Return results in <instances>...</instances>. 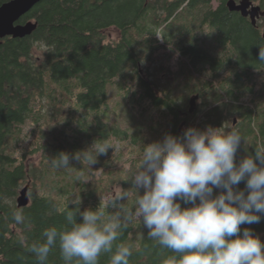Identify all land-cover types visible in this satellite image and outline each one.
Returning a JSON list of instances; mask_svg holds the SVG:
<instances>
[{
	"label": "trees",
	"instance_id": "trees-1",
	"mask_svg": "<svg viewBox=\"0 0 264 264\" xmlns=\"http://www.w3.org/2000/svg\"><path fill=\"white\" fill-rule=\"evenodd\" d=\"M9 1L0 0V7ZM253 2L264 12V0ZM206 4V0H178L173 7H160L156 0H44L19 22L37 23L32 36L1 42L0 264H39L29 245L41 240L48 227H70L66 213L77 208L102 212L105 223L119 215L122 227L113 252L118 245L129 247V264H170V257H178L148 237L141 221L124 219L134 208L135 197L118 201L115 207H108L106 201L114 197L110 193L116 184L136 191L131 176L145 145L150 144L141 129L132 132L124 125L125 117L118 112L125 111L127 117L139 112L149 118L155 134L165 131L180 136L181 124L192 120L190 97L199 95L204 102L200 112L208 109L207 125L220 127L240 116L238 131L244 139L237 162L264 147V87L255 104L245 96L248 89L242 75L227 88L220 81L219 66L209 64L213 73L208 77L207 63L197 59L201 53L197 37L206 33V26L219 28L220 42L233 40L231 46L240 54L234 66L242 73L264 67L259 58L264 40L251 23L229 13L227 7L221 8L224 14H213ZM111 28L120 37L107 42L105 32ZM162 48L180 53L179 71L172 74L161 63L150 73L153 79H143L140 68ZM165 74L169 79L161 81L159 76ZM113 96L118 99L115 107ZM29 124L35 140L20 156L18 145ZM93 143H108L111 148L91 167L83 158L71 159L68 168L51 163L61 152L70 156L87 152ZM124 159L132 164L129 171L123 168ZM100 170L103 180H97ZM29 184L30 204L19 208L17 198ZM238 187L243 189L244 182ZM15 212L22 213L23 223L13 219ZM76 220L81 221L79 213ZM244 228L264 242V218L241 225ZM111 255L102 252L98 264H110ZM45 264H65L58 243ZM72 264L78 260L74 258Z\"/></svg>",
	"mask_w": 264,
	"mask_h": 264
},
{
	"label": "clouds",
	"instance_id": "clouds-1",
	"mask_svg": "<svg viewBox=\"0 0 264 264\" xmlns=\"http://www.w3.org/2000/svg\"><path fill=\"white\" fill-rule=\"evenodd\" d=\"M259 58L264 60V50ZM242 139L235 129L223 132L211 126L188 127L181 136L166 133L145 145L131 176L136 191L121 188L106 204L115 207L118 201L135 197V206L124 219L141 221L148 237L179 254L170 257V264H264V242L250 228L241 230V225L264 218V147L237 162ZM110 148L108 143H93L87 152L71 156L61 152L51 163L68 168L71 159L83 158L91 167ZM241 182L243 189L238 187ZM102 216L92 209L68 210L70 227L44 229L42 239L33 241L28 250L39 264H45L57 243L65 264L74 258L78 264H98L102 252L112 253L110 264H129V247L118 245L113 252L122 227L119 215L106 223ZM13 219L24 222L20 212L13 213Z\"/></svg>",
	"mask_w": 264,
	"mask_h": 264
},
{
	"label": "flooded vegetation",
	"instance_id": "flooded-vegetation-1",
	"mask_svg": "<svg viewBox=\"0 0 264 264\" xmlns=\"http://www.w3.org/2000/svg\"><path fill=\"white\" fill-rule=\"evenodd\" d=\"M156 1L160 2V7L161 5L162 6L172 5L171 7H173L175 4H177L178 0H156ZM206 1H207L206 4L207 7L211 9V12L213 14H217V13L224 14L225 12L221 11V8L222 7L228 8L227 4L229 0H206ZM236 1L239 2L240 0H236ZM229 13L239 18H244L241 13L231 12L230 10ZM244 19L249 23H251L252 25L251 18H244ZM260 24H262V27L260 26ZM253 28H255V30L259 32L260 37L264 40V36H263L264 18H260L257 21V26L256 27L253 26ZM206 30L207 31L205 34H202V36L199 38L197 37L199 49L201 51L200 56H198L197 59L202 60L201 62H203L204 64L207 63L206 64L207 71L205 74L208 77H210L213 71L211 69L212 66L209 64H217L219 66L220 81L221 83L225 84L227 88H229L230 82L234 81L232 80L233 78L238 79L239 75H242L241 79L247 84L246 86L248 89L247 90L248 92L247 94H245V96L251 98L254 101V103L256 102L255 104H257V96H258L257 93L261 88L264 87V67L261 68L260 70L251 68L246 70L245 73L237 72L238 71L237 66H234V64H236L235 62H238L240 54L236 49L232 48L231 44L233 40L229 39L227 40V42H225V40L223 42H220L222 31H220V29L217 28L216 26L215 27H210V25L206 26ZM224 43H226V46H224ZM162 44L165 45L164 43ZM173 45H177V42L174 43ZM175 55L180 60L181 58L180 53H175ZM140 71L143 79L147 80L148 79L147 77L149 76L150 78L152 77L150 74L147 75L145 73V70H143L142 68H140ZM249 91L251 92V95H249ZM261 91H264V89H262ZM231 119H233L232 123H230ZM240 123H241V118L239 115H237L236 117L230 118L228 122L225 120V122L220 127L221 128L223 127L225 129V132L231 131L233 129L238 131L240 127Z\"/></svg>",
	"mask_w": 264,
	"mask_h": 264
},
{
	"label": "rangeland",
	"instance_id": "rangeland-1",
	"mask_svg": "<svg viewBox=\"0 0 264 264\" xmlns=\"http://www.w3.org/2000/svg\"><path fill=\"white\" fill-rule=\"evenodd\" d=\"M218 2V1H216ZM105 37L107 39V42H114L117 41L120 37V32L117 29L111 28L108 31L105 32ZM162 37L160 36V39ZM163 44L161 43V46ZM164 46V45H163ZM170 55L169 60H164L165 58L168 59V56ZM161 63L164 64V66H166L168 69H170V72L172 74H175L179 71V59L176 57L175 53H171L170 51H167L165 48H162L159 50V52L153 57V60H150L148 62H145L144 66L142 67L143 70H145V73L148 75L150 73H155L157 71V69H159L162 65ZM166 73H168V71H166ZM159 77H161V81L164 80H168V75H160ZM147 80L153 79L147 77ZM196 96V95H194ZM193 95L190 97V100L192 97H194ZM118 102V99L116 97L113 96L111 105L112 107H115L116 104ZM203 100L199 99L197 102V109L196 112H194V114H190L192 115V120L189 121V124L187 122H183L179 128V134L180 136L183 134V131L188 128V127H195L198 128L200 130H204L207 127L211 126V125H207L205 123V112L208 110H204L203 112H200V108L203 104ZM189 109H190V105H189ZM118 114L122 115V117H125L124 120H121L123 122L124 125L126 126H130L132 128V132L135 128L141 129L144 132V136L145 138L148 140L149 143H152L154 141H158L161 140L163 138V136L165 135V131H163L160 135H157L153 132V130L151 129L152 124L149 121V118L147 117V119L142 118L138 113H132L130 114L132 117H130V115L127 117L126 116V112H118ZM231 119V122L232 123ZM115 121V119H114ZM213 128H220L221 131L225 132V129L222 127H216V126H211ZM34 137L32 135V126L29 124L24 128V135H23V140L21 141V143H19L18 145V150H19V155L21 156L23 154L24 151H27L31 148V145L34 142ZM30 161L33 162H38V158H31ZM125 165L123 166L124 170L129 171L132 167V164L127 163L126 159H124ZM103 176H105L104 171L100 170L97 173V180H103ZM122 188V186L120 184H116L115 186H113L112 191H111V195L110 196H114L115 192L120 190Z\"/></svg>",
	"mask_w": 264,
	"mask_h": 264
},
{
	"label": "water",
	"instance_id": "water-1",
	"mask_svg": "<svg viewBox=\"0 0 264 264\" xmlns=\"http://www.w3.org/2000/svg\"><path fill=\"white\" fill-rule=\"evenodd\" d=\"M44 0H11L0 7V45L8 37L24 39L33 35L37 30V23L33 21L20 24V20L30 13L38 4ZM228 9L231 12L241 13L244 18H251L252 25L257 26V21L264 18V12L253 0L228 1ZM264 36V35H263ZM200 99L196 95L190 100L189 114H194L197 109V102ZM31 185L29 184L20 192L17 198L19 208H26L30 204Z\"/></svg>",
	"mask_w": 264,
	"mask_h": 264
}]
</instances>
